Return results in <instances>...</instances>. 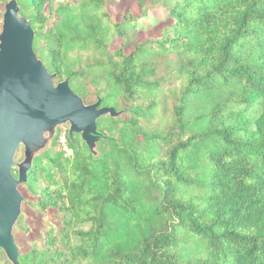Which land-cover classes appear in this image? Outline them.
I'll list each match as a JSON object with an SVG mask.
<instances>
[{
	"label": "trees",
	"instance_id": "obj_1",
	"mask_svg": "<svg viewBox=\"0 0 264 264\" xmlns=\"http://www.w3.org/2000/svg\"><path fill=\"white\" fill-rule=\"evenodd\" d=\"M109 1L18 0L54 81L123 110L97 119L121 124L98 155L74 132L71 154L35 157L24 185L55 192L61 222L31 201L43 223L20 264H264V0H169L144 40Z\"/></svg>",
	"mask_w": 264,
	"mask_h": 264
},
{
	"label": "water",
	"instance_id": "obj_2",
	"mask_svg": "<svg viewBox=\"0 0 264 264\" xmlns=\"http://www.w3.org/2000/svg\"><path fill=\"white\" fill-rule=\"evenodd\" d=\"M34 36L18 0H8L0 31V248L13 264H20L14 235L24 201L19 186L28 180L35 157L52 144L57 127L64 123H69L71 137L79 132L98 155V142L107 131L98 128L97 119L123 112L101 105L100 98L85 102L67 77L55 82L57 72L37 55ZM21 145L23 157L16 160Z\"/></svg>",
	"mask_w": 264,
	"mask_h": 264
},
{
	"label": "rangeland",
	"instance_id": "obj_3",
	"mask_svg": "<svg viewBox=\"0 0 264 264\" xmlns=\"http://www.w3.org/2000/svg\"><path fill=\"white\" fill-rule=\"evenodd\" d=\"M8 0H0V31L2 28L3 13L5 10V4ZM63 0H51V5L56 8ZM77 1V0H73ZM170 5L169 0H147L144 7L139 8L135 0H110L107 3V9L112 15L114 20H121L124 12L131 10L134 15H139V27L137 33V40H144L148 36H159L161 34L163 26L168 20L166 7ZM122 38L120 36L114 37L111 43L112 48H118L121 45ZM133 43L126 46V51L131 50ZM101 94L104 95L105 83L102 81L100 83ZM97 100V99H96ZM94 100V101H96ZM94 101H85L91 103ZM110 116L106 115L103 117L104 123L110 121ZM111 128L101 127L102 130L107 131V135L117 136L120 125L111 123ZM69 123H64L57 127L55 135L53 137L52 144L46 149H50L52 153L58 151H64L65 154H71L72 149L68 145L67 135L69 133ZM107 146V142H98V149L101 151V147ZM44 151L41 153L43 155ZM40 154V155H41ZM23 157V145H21L16 154V160H20ZM17 170V168H16ZM20 191L24 195V201L22 204L21 216L29 227L28 231L20 228V226L15 224L14 235L16 242L19 246V251H25L30 247V242L38 237L41 224L43 223V215L39 213L31 204V201L37 199L41 195L47 199L49 205L46 209V217L54 224L58 225L61 222V216L58 209L53 205L57 200V194L52 191H44L38 193L37 195L31 194L28 188L22 183L19 186ZM19 219V218H18ZM18 221V220H17ZM17 223V222H16ZM2 249V248H1ZM6 255V254H5Z\"/></svg>",
	"mask_w": 264,
	"mask_h": 264
}]
</instances>
